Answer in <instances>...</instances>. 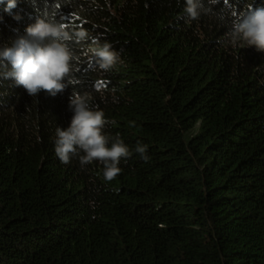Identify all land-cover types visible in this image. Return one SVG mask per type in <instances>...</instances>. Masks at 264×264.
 <instances>
[{
	"label": "trees",
	"instance_id": "16d2710c",
	"mask_svg": "<svg viewBox=\"0 0 264 264\" xmlns=\"http://www.w3.org/2000/svg\"><path fill=\"white\" fill-rule=\"evenodd\" d=\"M248 4L264 0L214 12ZM185 6L17 0L9 13L0 0V47L39 16L88 34L70 43L76 83L55 97L29 96L0 62V264H264V53L226 46L225 25L188 21ZM95 42L122 50L111 71L90 62ZM72 92L133 152L112 182L98 162L55 154Z\"/></svg>",
	"mask_w": 264,
	"mask_h": 264
},
{
	"label": "clouds",
	"instance_id": "9594fccd",
	"mask_svg": "<svg viewBox=\"0 0 264 264\" xmlns=\"http://www.w3.org/2000/svg\"><path fill=\"white\" fill-rule=\"evenodd\" d=\"M220 0H185L184 12L188 21H198L202 16H214L227 27L223 43L232 48H255L264 53V7L253 8L246 5L243 11H231L228 14L214 12ZM17 0H7L5 11L11 13ZM19 20V15L13 17ZM83 29L75 32L66 30V25L56 23L47 16L36 19L26 28V35L17 37L11 45L0 47V62L11 65L7 77L14 78L29 96L37 97L41 92L55 97L62 94L70 85L76 83L73 78L76 69L74 61L79 57L70 43L80 44L87 38ZM91 49L90 62L103 72L111 71L121 60V51L105 42ZM69 108L73 112L70 126L56 129L55 154L67 165L73 157H78L81 167L98 162L103 165V176L112 182L121 173L122 160L131 158L133 152L117 135L110 137L105 127L111 123L102 110H94L88 94L72 92ZM134 126V122H132ZM110 145V146H109ZM135 152L145 161L147 145L137 144Z\"/></svg>",
	"mask_w": 264,
	"mask_h": 264
}]
</instances>
